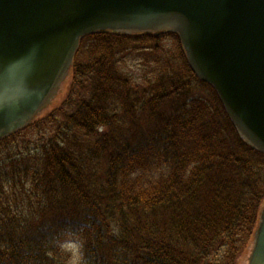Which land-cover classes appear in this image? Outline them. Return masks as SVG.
<instances>
[{
	"label": "trees",
	"instance_id": "16d2710c",
	"mask_svg": "<svg viewBox=\"0 0 264 264\" xmlns=\"http://www.w3.org/2000/svg\"><path fill=\"white\" fill-rule=\"evenodd\" d=\"M0 141V264H246L264 155L177 35L80 42L58 97Z\"/></svg>",
	"mask_w": 264,
	"mask_h": 264
},
{
	"label": "water",
	"instance_id": "95a60500",
	"mask_svg": "<svg viewBox=\"0 0 264 264\" xmlns=\"http://www.w3.org/2000/svg\"><path fill=\"white\" fill-rule=\"evenodd\" d=\"M173 33L237 134L264 155V0H0V141L56 98L80 41ZM247 264H264V205Z\"/></svg>",
	"mask_w": 264,
	"mask_h": 264
},
{
	"label": "rangeland",
	"instance_id": "374dc122",
	"mask_svg": "<svg viewBox=\"0 0 264 264\" xmlns=\"http://www.w3.org/2000/svg\"><path fill=\"white\" fill-rule=\"evenodd\" d=\"M62 97H63V94H61L60 97H57V99L52 103L51 109H55V108H57L59 106Z\"/></svg>",
	"mask_w": 264,
	"mask_h": 264
}]
</instances>
